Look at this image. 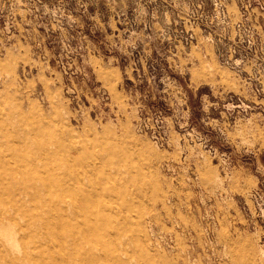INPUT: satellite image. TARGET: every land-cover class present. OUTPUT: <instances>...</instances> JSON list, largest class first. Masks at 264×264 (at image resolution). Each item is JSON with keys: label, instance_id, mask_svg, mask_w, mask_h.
<instances>
[{"label": "rangeland", "instance_id": "374dc122", "mask_svg": "<svg viewBox=\"0 0 264 264\" xmlns=\"http://www.w3.org/2000/svg\"><path fill=\"white\" fill-rule=\"evenodd\" d=\"M255 1L0 0V264H264Z\"/></svg>", "mask_w": 264, "mask_h": 264}, {"label": "built area", "instance_id": "2783aa9c", "mask_svg": "<svg viewBox=\"0 0 264 264\" xmlns=\"http://www.w3.org/2000/svg\"><path fill=\"white\" fill-rule=\"evenodd\" d=\"M255 4L261 9L262 12H264V2L263 0H256L255 1ZM239 74H241L239 72ZM244 80V84L249 87V88H252V85L250 83H248L247 81H245V79L243 78ZM255 91L258 95H261V92L257 89V86H255Z\"/></svg>", "mask_w": 264, "mask_h": 264}]
</instances>
